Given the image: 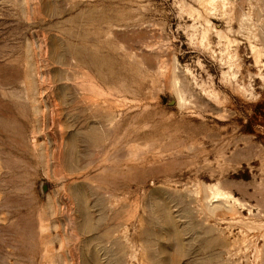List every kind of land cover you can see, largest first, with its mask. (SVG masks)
I'll return each instance as SVG.
<instances>
[{
	"label": "rangeland",
	"instance_id": "obj_1",
	"mask_svg": "<svg viewBox=\"0 0 264 264\" xmlns=\"http://www.w3.org/2000/svg\"><path fill=\"white\" fill-rule=\"evenodd\" d=\"M0 264H264V0H0Z\"/></svg>",
	"mask_w": 264,
	"mask_h": 264
}]
</instances>
